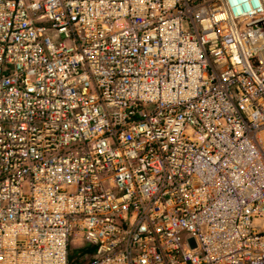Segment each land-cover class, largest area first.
I'll use <instances>...</instances> for the list:
<instances>
[{"label":"built area","instance_id":"obj_1","mask_svg":"<svg viewBox=\"0 0 264 264\" xmlns=\"http://www.w3.org/2000/svg\"><path fill=\"white\" fill-rule=\"evenodd\" d=\"M0 264H264V0H0Z\"/></svg>","mask_w":264,"mask_h":264}]
</instances>
